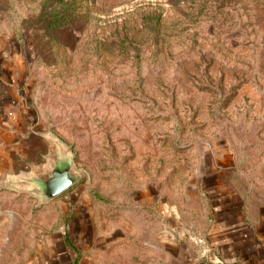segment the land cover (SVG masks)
Masks as SVG:
<instances>
[{"label":"rangeland","instance_id":"obj_1","mask_svg":"<svg viewBox=\"0 0 264 264\" xmlns=\"http://www.w3.org/2000/svg\"><path fill=\"white\" fill-rule=\"evenodd\" d=\"M5 48L36 114L23 166L49 135L81 176L44 202L0 188V264H30L77 214L104 264H194L201 184L263 191L264 0H0Z\"/></svg>","mask_w":264,"mask_h":264},{"label":"crops","instance_id":"obj_2","mask_svg":"<svg viewBox=\"0 0 264 264\" xmlns=\"http://www.w3.org/2000/svg\"><path fill=\"white\" fill-rule=\"evenodd\" d=\"M7 49L0 57V185L22 171H36L32 160L28 167L23 166L36 155L31 146V139L36 138V114L24 59ZM200 189L210 215L209 225L193 240V246L182 244V259L187 252L194 264H264V189L258 195L214 185L201 184ZM167 207L162 205L161 209ZM172 208L174 213L179 210L171 206L168 216ZM68 221L65 228L46 236L30 264H104L94 244L92 220L77 214Z\"/></svg>","mask_w":264,"mask_h":264},{"label":"water","instance_id":"obj_3","mask_svg":"<svg viewBox=\"0 0 264 264\" xmlns=\"http://www.w3.org/2000/svg\"><path fill=\"white\" fill-rule=\"evenodd\" d=\"M52 145L45 155V163L36 171H22L9 177L0 188H11L29 193L39 202L49 201L71 187L81 176L73 162V153L69 146L57 138L45 136ZM201 250L203 247L200 245Z\"/></svg>","mask_w":264,"mask_h":264},{"label":"trees","instance_id":"obj_4","mask_svg":"<svg viewBox=\"0 0 264 264\" xmlns=\"http://www.w3.org/2000/svg\"><path fill=\"white\" fill-rule=\"evenodd\" d=\"M62 9H63V12H58V13H56L57 15L52 16L51 20L48 22V25L55 24V23H56V25H58L61 23L62 19H60V18H62V17H60V16H63V15H59V13L64 14L65 11L68 10V5L62 6Z\"/></svg>","mask_w":264,"mask_h":264}]
</instances>
